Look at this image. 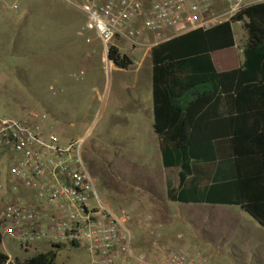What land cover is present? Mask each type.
<instances>
[{"label": "rangeland", "instance_id": "1", "mask_svg": "<svg viewBox=\"0 0 264 264\" xmlns=\"http://www.w3.org/2000/svg\"><path fill=\"white\" fill-rule=\"evenodd\" d=\"M16 1L17 13L0 8V118L34 111L47 114L65 141L84 136L81 158L86 170L103 201L127 213L139 251L157 257L162 247L181 245L204 253L210 264H264V229L239 208L185 207L168 201L167 189L179 184L178 170L164 168L153 131L148 52L129 70H114L102 50L93 53L99 51L96 34L86 28L79 11L56 0ZM213 1L214 14L224 15L226 2ZM149 2L140 0L142 12ZM233 32L237 47L213 56L219 67L222 62L234 68L243 60L242 25L234 24ZM135 49L123 43L119 51L126 55ZM9 170V159L1 156L0 226L5 207L26 194L14 190L17 183ZM49 249L25 254L9 237L0 247L20 260ZM56 264H91V259L83 250L68 247L58 253Z\"/></svg>", "mask_w": 264, "mask_h": 264}, {"label": "trees", "instance_id": "2", "mask_svg": "<svg viewBox=\"0 0 264 264\" xmlns=\"http://www.w3.org/2000/svg\"><path fill=\"white\" fill-rule=\"evenodd\" d=\"M234 24L245 32L243 60L219 67L213 56L237 47ZM107 59L119 70L134 65L115 47ZM150 60L153 131L164 168L179 169L168 201L236 207L264 229V3L159 43ZM218 166L227 170L216 174ZM68 247L78 249L54 245L14 264H56ZM8 260L0 251V264Z\"/></svg>", "mask_w": 264, "mask_h": 264}, {"label": "built area", "instance_id": "3", "mask_svg": "<svg viewBox=\"0 0 264 264\" xmlns=\"http://www.w3.org/2000/svg\"><path fill=\"white\" fill-rule=\"evenodd\" d=\"M56 1L85 16L86 28L95 32L107 54L110 47L119 50L123 43L130 49L150 46L143 31L159 39L166 29L177 33L208 29L223 17L264 3L224 0L228 10L218 16L213 0H150L144 12L140 0ZM0 8L20 10L16 0H0ZM140 19L141 27L134 26ZM56 130L47 114L34 111L20 118H0V157L9 159V173L17 183L14 190L26 193L5 207L2 244L9 237L25 254L43 245H75L91 264H210L204 253L181 245L164 246L157 257L139 251L127 227V213L114 211L98 194L81 158L83 140L63 143ZM7 257V264L15 263L16 258Z\"/></svg>", "mask_w": 264, "mask_h": 264}, {"label": "crops", "instance_id": "4", "mask_svg": "<svg viewBox=\"0 0 264 264\" xmlns=\"http://www.w3.org/2000/svg\"><path fill=\"white\" fill-rule=\"evenodd\" d=\"M215 9H217V8H215ZM228 20V19H227ZM227 20H225V21H227ZM134 26H136V27H141V22H135L134 23ZM144 32V37L148 40V41H150V43H151V45L150 46H148L149 48H148V50L146 51L144 48H138V49H135L134 51H132L131 53H130V51H128L130 54H131V57L134 59L133 60V63H135V59H145V57H146V54H147V52H148V59H150V49L153 47V46H155V45H157V44H159V43H162V42H164V41H167V40H169V39H171V38H174V37H176V36H179V35H181V34H183V33H177V32H175V30H173V29H166V30H164L163 32H162V35H161V37L158 39L157 38V36L154 34V33H150V32H148V31H143ZM164 37V38H163ZM96 41H97V47L99 48V51H98V49H94L93 50V53H96V54H98L99 52H101V50L103 51V53H104V56L107 58V53H106V51L104 50V48H103V46H102V44H101V42L99 41V39L97 38V36H96ZM236 45H237V42H236ZM239 52L240 53H242L240 50H239ZM128 53V54H129ZM128 54H126V55H128ZM240 62V61H239ZM107 65H108V61H107ZM114 70H119V69H114ZM61 137V136H60ZM84 137V136H83ZM83 137H81V138H79V139H77V140H83ZM157 138V137H156ZM61 139H62V142L63 143H70V142H74V139L73 138H70V139H68V140H64L63 139V137H61ZM158 141V140H157ZM166 169V168H165ZM164 170V169H163ZM166 170H172V169H166ZM178 171H176V175L178 176V173H179V169H177ZM227 169L225 168V167H223V168H221V166H218V168L216 169V174H219V173H221L222 171H226ZM214 181V180H213ZM170 188L169 189H177L178 188V186H169ZM168 190V189H167ZM173 204V203H172ZM178 205H180V204H178ZM181 206H189V205H181ZM206 206V205H205ZM42 247H44V245L42 246Z\"/></svg>", "mask_w": 264, "mask_h": 264}]
</instances>
